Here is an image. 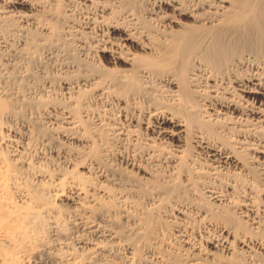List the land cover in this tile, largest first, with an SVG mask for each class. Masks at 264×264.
Listing matches in <instances>:
<instances>
[{
    "label": "bare ground",
    "instance_id": "6f19581e",
    "mask_svg": "<svg viewBox=\"0 0 264 264\" xmlns=\"http://www.w3.org/2000/svg\"><path fill=\"white\" fill-rule=\"evenodd\" d=\"M0 264H264V0H0Z\"/></svg>",
    "mask_w": 264,
    "mask_h": 264
},
{
    "label": "rangeland",
    "instance_id": "374dc122",
    "mask_svg": "<svg viewBox=\"0 0 264 264\" xmlns=\"http://www.w3.org/2000/svg\"><path fill=\"white\" fill-rule=\"evenodd\" d=\"M41 53H40V56H38V58L40 59V61H39V63H41V64H35L36 66H31V70L33 71V72H35L36 73V76L34 75L32 78H30V79H27L28 80V82H27V80L24 82V87H25V85H26V87L24 88V90L25 89H27V91L26 92H31V94L32 93H34V94H32V95H35V93H37L36 94V96H38V97H40L39 95H43V97L44 98H46V96H48V93H49V97H54V96H56L57 94V96L56 97H58L59 99H62V100H64V99H66V97H68V93H67V89H65V85L67 84V81H65V80H68V82L70 81V79H68L69 77L68 76H70L68 73V71L65 69V68H63L61 65H60V63L62 62V61H59V62H56L55 64H51V63H53L54 62V60H52V59H49V57L47 58V55H46V51H45V54H43L44 53V50L43 51H40ZM43 55V56H42ZM43 59H45L44 61H43ZM46 59H48V60H46ZM51 60V61H50ZM47 62H48V64H47ZM43 63V64H42ZM44 64H46L45 66H43ZM58 64V65H57ZM38 65H39V67H38ZM53 67H52V66ZM57 66V67H56ZM59 66H61V67H59ZM42 67V68H41ZM59 67V68H58ZM44 68V69H43ZM56 68V69H55ZM55 69V70H54ZM66 71H65V70ZM35 70V71H34ZM44 72H43V71ZM61 71V72H60ZM38 72V73H37ZM49 72V73H48ZM66 72H68V73H66ZM34 73V74H35ZM46 73L49 75H46ZM55 73V74H54ZM38 74V75H37ZM44 74V75H43ZM58 74V75H57ZM60 74V75H59ZM42 76V78H40L41 76ZM46 75V76H45ZM66 75V76H65ZM68 75V76H67ZM65 76V77H64ZM64 77V78H63ZM36 79H38V80H36ZM54 79V80H53ZM30 80V81H29ZM46 80V81H45ZM47 80H51V81H47ZM65 81V82H64ZM43 82V83H42ZM49 82V83H48ZM26 83V84H25ZM44 84V85H43ZM51 86V87H50ZM28 87V88H27ZM41 87V88H40ZM43 88V89H42ZM51 88V89H50ZM28 89H30V90H28ZM54 89V90H53ZM61 89V90H60ZM34 90V91H33ZM40 90V91H39ZM47 90V91H46ZM51 90V91H50ZM65 90V91H64ZM45 91V92H44ZM54 91V92H53ZM40 92V93H39ZM57 94H56V93ZM38 93H39V95H38ZM43 93V94H42ZM51 93V94H50ZM54 93V94H53ZM45 94H47V95H45ZM60 94V95H59ZM63 94V95H62ZM52 95V96H51ZM62 95V96H61ZM67 95V96H66ZM48 110V109H47ZM44 111V112H43ZM49 111H50V109H49ZM40 112H41V114H40ZM43 112V113H42ZM37 113H39V114H37L38 115V119L41 121V120H43L46 116L44 115V113H45V110H42V111H37ZM41 116V117H40ZM41 118H43V119H41ZM48 121V120H47ZM47 121H46V118H45V120H43V122H45V124L48 126H50V124H47ZM58 135H56L55 137H57ZM60 138V139H59ZM60 140V142H62V140L61 139H63V137H61V136H59V137H57L56 139H55V141H53L52 143H50V145H44L43 143H38L39 145H37L38 147H40L41 149H43L44 150V152H45V154H48V155H50V152H52V149L54 148L53 146L55 145V148H57L58 149V147H60V145L59 144H61V146L63 147V146H69V145H73L72 146V148H75V145L74 144H69V143H67V142H65V140H63L64 142H63V144L62 143H59V141H57V140ZM58 143H57V142ZM55 143V144H54ZM67 144H69V145H67ZM51 145H53L52 147L53 148H51ZM57 145V146H56ZM49 146V147H48ZM45 147L47 148V149H45ZM71 147V146H70ZM70 147H66V148H68V149H70ZM71 148V149H72ZM51 149V150H50ZM53 155V157L55 158V159H53L54 161H55V163L56 164H60V166H61V164L63 165V163H60V159L59 160H57L58 158L57 157H55V152L53 151V154L51 153V155L50 156H52ZM146 200H143V203H145L146 204V202L145 201H149L147 198H145Z\"/></svg>",
    "mask_w": 264,
    "mask_h": 264
}]
</instances>
